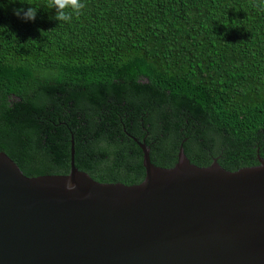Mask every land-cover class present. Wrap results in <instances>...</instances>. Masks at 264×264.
<instances>
[{
    "label": "trees",
    "instance_id": "16d2710c",
    "mask_svg": "<svg viewBox=\"0 0 264 264\" xmlns=\"http://www.w3.org/2000/svg\"><path fill=\"white\" fill-rule=\"evenodd\" d=\"M38 8L46 0H22ZM70 23L0 0V152L27 177L143 182L173 168L264 159V13L256 0H84ZM138 141V142H137Z\"/></svg>",
    "mask_w": 264,
    "mask_h": 264
},
{
    "label": "water",
    "instance_id": "95a60500",
    "mask_svg": "<svg viewBox=\"0 0 264 264\" xmlns=\"http://www.w3.org/2000/svg\"><path fill=\"white\" fill-rule=\"evenodd\" d=\"M138 142V141H137ZM127 186L68 175L27 177L0 152V264H264V159L231 172L155 166ZM71 185V186H70Z\"/></svg>",
    "mask_w": 264,
    "mask_h": 264
},
{
    "label": "clouds",
    "instance_id": "9594fccd",
    "mask_svg": "<svg viewBox=\"0 0 264 264\" xmlns=\"http://www.w3.org/2000/svg\"><path fill=\"white\" fill-rule=\"evenodd\" d=\"M13 2H15V0H13ZM20 3L21 6L15 8L13 11L14 15L24 22H34L37 18L38 11L44 8L50 10V12L54 11L55 15L51 18L59 21V23H70L74 17H79L86 7L84 0H46L45 5L41 8L27 3L25 6L22 0H20ZM3 6L4 5L0 3V7ZM253 7L258 13H264V0H256Z\"/></svg>",
    "mask_w": 264,
    "mask_h": 264
}]
</instances>
